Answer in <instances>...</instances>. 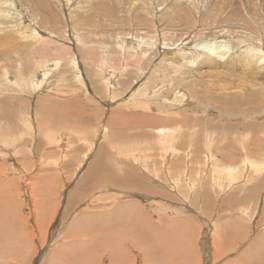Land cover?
<instances>
[{"label":"rangeland","instance_id":"374dc122","mask_svg":"<svg viewBox=\"0 0 264 264\" xmlns=\"http://www.w3.org/2000/svg\"><path fill=\"white\" fill-rule=\"evenodd\" d=\"M5 2L10 7L12 15L0 14V129L3 131L0 132V148L2 145L6 148L10 146L7 141L2 140L4 135L2 133H6L5 135L17 139L16 144L19 149L15 153L13 150L9 153L0 150V264H51L53 260L55 263L62 264L67 262L66 258L69 261L67 264H74L75 262L69 260L70 254L76 250L74 248L91 241L93 244L95 239L93 236L98 235L99 232L98 238L102 236L104 238L107 235L100 242L102 246L100 245L99 248L91 246V255L79 261L82 264H109L110 250L105 240L109 237L115 239L116 234L122 229L124 231L129 229V224H140L143 220L146 221L148 216L154 223L159 219L168 220V218L179 221L174 227V232L172 231L173 234L170 235L171 231L170 234L168 233L171 238L168 234L164 237L163 234H156L152 230L154 232L152 234L158 236L155 235L158 241H150L154 242L152 245H156L154 246L156 248L149 246L147 251L150 248L154 254L157 248L156 252L161 254L163 251L166 255L161 254L162 257H158L162 262L160 264H178L179 261H184L180 258L185 254L181 253V247L184 248L186 242L188 245L190 243L189 249L185 247L191 255L190 262L188 260L179 264L187 262H189L187 264H262L260 262L264 264V260L262 261L256 253L255 257L249 259L252 262L244 263L238 257L239 255L242 257L247 252V250L242 251L247 247L245 240L247 243L254 240V231L257 226L259 227L256 234L259 232L264 234V224H259L264 219V204L256 206L252 209L253 211L250 205L243 204L236 207L233 212H231L233 207L228 205L224 214L231 220V224L225 222L223 232L227 234L225 232L221 234V237L225 234L227 239L229 238L228 242L224 239L225 243L224 240H216L217 237L220 239L221 227L216 223L222 218L219 214L221 212L202 207L210 202V198L207 197L210 196L209 193L217 192L220 194L218 198H222L236 186H242V191L250 189V196H244L242 199H247L246 203L254 204L258 199L259 194L255 193L259 188L257 181L246 184L245 182L252 178L241 173H247L249 176L250 173H259L261 169L263 170L260 173H264V153L262 154L264 139L259 144L260 149L258 144L249 145L254 151H262L259 152L260 156H254L255 158L251 156L252 154L247 156L240 151L236 152L240 157L229 155L227 158V155L215 151L219 146L221 148L223 143L229 147L224 150L229 149L230 153L234 152V146L242 145V142L236 138V132L228 134L227 137L230 138L228 141L231 142L221 141L224 134L222 127L226 123L236 125L243 122L238 127L248 129L247 133H249L253 129L249 122L259 121L264 130V109L241 110L242 113H240L238 108H234L237 113L220 112V106L212 100L215 91L208 87L210 85L206 79L194 72L195 66L198 65H191L189 64L191 60H187V57L193 54L195 47L200 48V43L210 42L214 47V44L219 41H224L225 48H228L226 56L233 51V49L229 51L233 45L239 51L249 50L255 55L263 56L264 26L261 22H264V15L257 12L250 16L251 19L247 21L253 27L238 28L229 23L228 28L219 32L216 26L202 29L198 24L199 21L196 26H193V20H196L194 17L172 18L176 25L170 26L168 23L163 25L158 19L159 16H156L157 13L152 10L153 4L149 5L151 8L149 11L154 19L146 24V17L149 15L144 11L148 10L146 7L144 10L140 8L142 3L146 4L141 0H5ZM100 2L107 4L104 6L106 8L101 7ZM2 16H5L4 20ZM216 16L219 17V15ZM216 16H211L210 22H207H213ZM182 38H188L189 43L187 41L185 43ZM143 47L147 55L141 60ZM251 52L245 53L244 56L252 57ZM37 81L39 87L33 85ZM253 84L254 86L262 84L264 89V75L261 79H256ZM174 85L177 86L174 91L162 90L164 87L169 88ZM139 91L145 94L144 102L149 103L154 100L160 104L162 99L161 101L169 106L167 108L169 111L162 112L161 109V113H157L158 117L154 116L152 111L145 112L157 121L156 127L150 128L147 120L138 122L137 125L140 128L139 126L128 128L127 124L124 126L121 123L130 118H125L126 115H120L118 111L125 113L133 108L137 109L135 115H142V108L148 109L146 106H141L142 102L137 96ZM70 100L72 108L69 110ZM238 101L236 106L240 102H245ZM259 101L260 99L257 103ZM66 102L69 104L65 108ZM246 102L248 105L256 104L255 98H249ZM75 106L81 108L80 112ZM122 107L125 110L120 109ZM179 110H186L188 114L178 113L180 119L175 117V123L167 121L165 117L176 115V111ZM154 111L158 112L159 109L154 108ZM162 115L165 116L164 119L161 118ZM140 119L145 118H135V120ZM190 119L193 121H188ZM195 120L201 122V126L199 124L197 127L200 132H195L194 125L198 123ZM92 124H95V130L89 137L86 135V130ZM62 125L67 130L68 145L63 144V141L60 142L66 134L62 130ZM57 131L60 132L57 134L58 138ZM61 131L65 134L60 135ZM128 131H132L134 136H126ZM123 133L125 136L121 135ZM50 135L52 136L49 139ZM193 135H195L194 140ZM61 136L62 139H60ZM137 136H143L147 140L138 144L134 141ZM152 137H154L153 140ZM107 138L111 142H107ZM158 143H162V149ZM100 146H108L116 151L120 155L119 161L124 162H118L117 158L111 155L112 167L118 173H113L116 176L114 182L117 185L108 186L111 189L117 187V193L105 194L104 197L100 196V191L106 187L98 182L101 174L96 175V179L94 175L96 173H89L93 164L95 168L98 167L95 156ZM195 148L199 151L196 154ZM181 152L183 161L172 163L174 155ZM229 152L227 150V154H230ZM125 153L131 157H123ZM127 160L129 167L126 165ZM109 162H104V169L109 170ZM249 162L252 164L250 165ZM128 168L132 169H129L131 172L127 170ZM119 169L120 171H117ZM135 172L145 177L138 178L137 184L140 187L134 188V183L127 178L132 177L130 173ZM230 175L235 180L231 181ZM224 176L228 177L227 182ZM94 179L97 180L95 184ZM242 180L244 181L241 182ZM41 190L44 192L43 195ZM94 191H97V197ZM231 194L232 192L223 202L222 210L225 209L224 204L233 199L235 192H233L234 195L231 196ZM204 195L205 203L201 202V197ZM96 199L99 201L97 204L94 203ZM260 200L264 201V194H261ZM132 201L140 207L141 215L116 212L120 206ZM110 207L114 210L111 211ZM5 210H9V215L14 220L10 221L12 224L7 223L9 226H5L8 220ZM92 210H96L98 215V219L94 221L92 218H87L95 212ZM176 210L179 211L176 213ZM146 212L148 214H144ZM237 213H241L245 218L241 221L242 216L238 218ZM114 214H116L115 218ZM193 219L197 222L195 227L197 236L193 230ZM243 220H249L253 224L251 228L247 227V224H245L247 228L241 225ZM14 222L16 225L13 224ZM97 223L101 224L99 231ZM102 224L108 226L105 227ZM239 224L241 228L240 226L236 228ZM101 226L107 234L102 232ZM120 226H122L121 229L118 228ZM88 228H93L98 234H93L91 231L93 236L84 238L85 240L74 237V233L86 232ZM7 229L9 233L7 231L6 234ZM228 230L233 231L235 236L228 237ZM14 232L16 234L12 235ZM126 235L132 236L134 233L129 232ZM155 236L152 235L151 238ZM241 241L245 242L239 244ZM183 243H185L184 246H182ZM135 246L132 244L127 248L131 257L129 264H156L151 263V256H146L143 248ZM220 246L224 248L221 249ZM239 247L241 248L238 249ZM69 252L67 257L66 254ZM215 252L220 255L216 256ZM116 258L117 254H115V260ZM54 261L53 264H55Z\"/></svg>","mask_w":264,"mask_h":264},{"label":"bare ground","instance_id":"6f19581e","mask_svg":"<svg viewBox=\"0 0 264 264\" xmlns=\"http://www.w3.org/2000/svg\"><path fill=\"white\" fill-rule=\"evenodd\" d=\"M142 2H146V4H144V3H142V6H140V8H142L143 10L145 9V7H146V10H148V11H144V12H146L149 16H147L146 17V24H149V23H151L152 22V20L154 19V16H151L152 15V13H150V4H153L154 5V9H152L153 10V12L154 13H157L156 14V16L158 17V19H160V23H162L163 25L164 24H166V23H168V25H170V26H172V25H176V22L174 21V20H172V18L173 19H178V18H184V17H194L196 20H193V26H196V24H197V21H199L200 23H198V24H200L201 25V27H202V29H205V28H208V27H214V26H216L215 28H217V29H219V32L220 31H224L226 28H228L227 27V25H229V23H231V25H234L235 27H238V28H248V27H253V25L252 24H250L247 20L248 19H251L250 18V16H253V15H255L257 12H260V13H262L263 15H264V0H141ZM102 2V1H101ZM101 2H100V5H101V7H104V6H106L107 4H101ZM104 8H106V7H104ZM153 8V7H152ZM101 11V10H100ZM1 13H3V14H5V13H8V14H11L12 12H11V9H10V7L8 6V4H6V2H5V0H0V14ZM12 15V14H11ZM213 15H219V17L218 18H220L219 20H218V18H217V16H216V18H215V20L213 21V22H211V23H208V22H210V18H211V16L213 17ZM1 16V15H0ZM112 16V15H111ZM5 17V16H4ZM4 17L2 16V18H3V20H4ZM9 17V16H8ZM10 19V18H9ZM213 19V18H212ZM7 20V19H6ZM141 20H142V18H141ZM208 21V22H207ZM142 23H143V21H141ZM260 25V24H259ZM261 25L262 26H264V22H261ZM182 40L183 41H185V43H186V41H187V43H189V40H188V38H185V39H183L182 38ZM216 41H217V38L215 39ZM183 41H182V43H183ZM223 42L224 41H219V42H217V43H215L214 44V47H213V45H211V43L210 42H203V43H200V48L198 49L197 47H195L194 48V51H193V54H191V55H189L188 57H187V60L188 61H190V63L189 64H191V65H198V66H195V68H194V72L198 75V76H200V77H202V78H204V79H206L207 81H208V85H210V86H208V87H211L215 92L213 93V98H212V100L214 101L215 100V102H217V106H220V112H227V113H232V112H236L235 110H234V108H238L239 109V111L238 112H240V113H242V111L241 110H244V111H247V110H251V109H256V108H263L264 109V89L262 88V84H259L258 86H254V84H253V82H255V80L256 79H261L262 78V76L264 75V55L262 56H259V55H255V54H253V52H251V51H249V50H247V51H239V50H237L236 49V47H235V45H233V48L231 47L230 49H229V51L231 50V49H233V51L232 52H230V54L229 55H227L226 56V54L228 53V48H225V46H224V44H223ZM146 46V45H145ZM150 47V46H149ZM144 48V47H143ZM146 48H147V46H146ZM195 49H197L196 50V53H195ZM248 52H251L252 54H253V56L252 57H250V58H246L245 56H244V54L245 53H248ZM147 51L145 50V48L143 49V51H142V53H141V60H142V58H143V56H146L147 54ZM140 57H139V59H140ZM130 58V57H129ZM138 62V61H137ZM259 63V64H258ZM50 68V70H51V68H52V64H51V66L49 67ZM49 73V72H48ZM136 78V77H135ZM14 80V79H13ZM50 80V79H49ZM48 80V81H49ZM14 81H16V80H14ZM18 81V80H17ZM207 81H205L206 83H207ZM5 83H6V81H5ZM101 83V82H100ZM15 84V83H14ZM31 84H32V82H31ZM53 84V83H52ZM7 85V84H6ZM33 85H38V81H37V83H34ZM10 86V85H9ZM99 86H101V85H99ZM115 86H116V83H115ZM7 87H8V85H7ZM12 87V86H11ZM10 87V88H11ZM18 87V86H17ZM37 87H39V85L37 86ZM159 87V86H158ZM176 85H174L173 87H169V88H162V90L163 91H165L166 89H168L169 91H174V90H176ZM206 87V86H205ZM160 88V87H159ZM104 89V88H103ZM98 90V89H97ZM213 92V91H212ZM211 92V93H212ZM162 94V93H161ZM255 94V95H254ZM179 95V94H178ZM211 95V94H210ZM138 97H140L139 99H140V102H142L141 103V106H146V107H148V109H145L144 110V108H142L143 109V114L142 115H135L136 114V111H137V107L135 108L136 110H134L133 108H132V110H128L127 112H122V111H118V113L120 114V115H126V117L125 118H130V119H128L127 121H123V122H121V123H123V125L125 126L126 124L129 126L128 128H131V127H133V128H135V127H137V126H139V125H137L138 124V122H145L146 120H147V122H148V126H150V128L151 127H156V124H155V122H157L156 120H154V118H153V116L152 115H147L145 112H150V111H152L153 113H154V116H157L158 117V114L157 113H161V109H162V112H167V111H169V110H167V108H169V106H167V104H165V103H163L161 100L162 99H160V104L159 103H157L156 101H152V102H149V103H147V102H144V97H145V94H144V92H141V91H139V93H138V95H137ZM182 97V96H181ZM168 97H166V99H167ZM236 98H238V99H236ZM249 99V98H255V101H256V104H254V105H248V103L246 102V100L247 99ZM116 99V98H115ZM138 99V100H139ZM164 99V98H163ZM246 99V100H245ZM258 99H260V101L257 103V101H258ZM68 100V99H67ZM75 100V99H74ZM135 100V99H134ZM168 100V99H167ZM245 101V102H240V104H237V106H236V103H237V101ZM117 101V100H116ZM197 101V100H196ZM199 101V100H198ZM197 101V102H198ZM227 101V102H226ZM238 101V102H239ZM68 102V101H67ZM65 103L64 104V106H65V108L67 107V105L70 103V105H68V107H69V110L72 108V106H71V100H70V102L69 103ZM75 102H77V101H75ZM73 103V102H72ZM170 103V102H169ZM180 103H182V102H180ZM79 104V103H78ZM233 104V105H232ZM73 105V104H72ZM81 106V105H80ZM120 106V105H119ZM183 106V105H182ZM76 107V106H75ZM79 107V106H78ZM78 107H76V108H78ZM121 107V106H120ZM154 108H158L159 109V111L157 112V111H154ZM243 108H245V109H243ZM75 109V108H74ZM79 109H81V108H78V111L80 112V110ZM120 109H122V110H125L123 107L122 108H120ZM140 109V108H139ZM180 109V108H179ZM82 111V110H81ZM186 110H183V111H181V110H179V111H176V115H170L168 118L167 117H165V116H163L162 115V117L161 118H163L164 119V117L167 119V121L169 120V122H171V123H175V117H177V118H179L180 119V115H178V113L179 114H188V112H185ZM71 112H72V110H71ZM75 112V111H74ZM78 112V113H79ZM237 113V112H236ZM82 115V114H81ZM157 117H156V119H157ZM223 117V116H222ZM135 118H145V119H140V120H135ZM221 118V117H220ZM224 119V118H223ZM227 119V118H226ZM229 119H230V117H229ZM251 119V118H250ZM193 121V119H190V120H188V121ZM228 120V119H227ZM240 120V119H239ZM253 120H255V119H253ZM195 121H197L198 123H196L195 125H194V129L196 128V130H195V132H200L198 129H197V127H199V124L201 123L199 120H195ZM230 122H231V120H230ZM233 122V121H232ZM244 122H246V121H244ZM121 123H119V124H121ZM222 123V122H221ZM235 123V122H234ZM241 123H243V122H240V123H238V124H232V123H226L225 125H223V133L224 134H222L223 136H222V139H221V141H228L230 138H228L227 136H228V134L229 133H233V132H236L237 133V139L238 140H240L241 142H242V145L240 146V147H237V145L236 146H234V148H233V150H234V152L232 153H230L229 152V149H227L228 150V152L230 153V154H227V150H224V148H226V147H228V145L226 146L224 143H223V145H222V147L220 148V146L216 149V153H218V152H221V153H223L222 155H227V158H228V156L229 155H231L232 157H240V155H238L236 152H238V151H240L241 153L242 152H244V154L245 155H251V156H260V154L261 153H259V152H262V151H259L258 152V148L257 149H255V150H257V151H254V150H252V148H250L249 147V145H257L258 144V146H259V149H260V143L262 142V139H264L263 137H264V130H263V127H262V124L259 122V121H254V122H249L250 123V125H252L253 126V129H252V131L251 132H249V133H247V130H244V129H240L238 126L241 124ZM29 124H30V122H29ZM261 124V125H260ZM28 125V124H27ZM200 126H201V124H200ZM48 128H51V127H48ZM74 128V127H73ZM76 128V127H75ZM139 128H140V126H139ZM172 128V127H171ZM174 128V127H173ZM172 128V129H173ZM177 128V127H176ZM180 128H182V127H180ZM232 128V129H231ZM47 129V128H46ZM156 129H158V128H156ZM190 129V128H189ZM236 129V130H235ZM129 130V129H128ZM131 130V129H130ZM163 130V129H162ZM167 130V129H166ZM164 131V130H163ZM0 132H3L1 129H0ZM62 132V131H61ZM65 132V131H64ZM90 132V131H89ZM46 133V132H45ZM50 133H51V131H50ZM58 133H60V132H58L57 131V133H56V136H57V134ZM161 133H162V131H161ZM166 133V132H165ZM174 133V132H173ZM4 134V135H3ZM6 133H2V140L4 141V142H8L9 144H10V146L8 147V148H6V147H4V145H2L1 146V148H0V150L1 151H6V152H12L11 150H13L14 151V153H15V151H17V149H19V148H17V144H16V142H17V139L15 138V137H11V136H9V135H5ZM63 134H65V133H63L62 132V134H60V135H63ZM136 134V133H135ZM138 134V133H137ZM169 134V133H168ZM176 134H177V132H176ZM194 134V133H193ZM44 135H46V134H44ZM47 135H49V133H47ZM46 135V136H47ZM54 135V134H53ZM122 135V134H121ZM128 135L129 136H131V137H133L134 136V134L132 133V131H129L128 132ZM160 135V134H159ZM189 135V134H188ZM200 135V134H199ZM52 135H50L49 136V139H50V137H51ZM55 136V135H54ZM59 136V135H58ZM58 136H57V138H58ZM9 137V138H8ZM48 137V136H47ZM64 137H65V135H64ZM164 137V136H163ZM176 137V136H175ZM193 137V140L195 139V135H193L192 136ZM199 137V136H198ZM45 138V137H44ZM56 138V137H55ZM68 138V137H67ZM48 139V138H47ZM60 139H62V136L60 137ZM154 139V137H152V140ZM169 139V138H168ZM56 140H59V139H56ZM55 140V141H56ZM147 140V138H144L143 136L142 137H138L137 136V138L134 140L136 143H138V144H141L143 141H146ZM163 140V139H162ZM172 140L175 142V139L174 138H172ZM179 140V139H178ZM54 141V140H53ZM81 141V140H80ZM123 141H124V139H123ZM128 141V140H127ZM164 141H166L165 139H164ZM179 141H181V140H179ZM197 141H199V140H197ZM202 141H203V139H202ZM264 141V140H263ZM57 142V141H56ZM60 142H61V140H60ZM130 142V141H129ZM132 142V141H131ZM185 142V141H184ZM228 142H231V141H228ZM50 143H52V142H50ZM55 143V142H54ZM114 143L116 144V142L114 141ZM154 143V142H153ZM199 143V142H198ZM206 143V142H205ZM61 144V143H60ZM168 144V143H167ZM185 144H186V142H185ZM43 145V144H42ZM61 145H63V144H61ZM118 145H119V143H118ZM121 145H123L122 144V142H121ZM156 145V144H155ZM176 145V144H175ZM207 145H210V144H207ZM126 146V144L124 145V148H125V150H126V148L127 147H125ZM128 146H129V144H128ZM141 146V145H140ZM158 146H160V148L162 149V143H158ZM165 146V145H164ZM257 146V147H258ZM263 146V145H262ZM19 147V146H18ZM22 147V146H21ZM102 147V146H101ZM104 147V146H103ZM102 147V149L104 150V148ZM107 147V146H106ZM138 147V146H137ZM153 147V146H152ZM171 147V146H170ZM185 147V146H184ZM191 147H193V145L191 146ZM31 148V147H30ZM64 148V147H63ZM121 148V147H120ZM140 148V147H139ZM142 148V147H141ZM164 149H166V147H163ZM169 148V147H168ZM229 148V147H228ZM23 149V148H22ZM117 149V148H116ZM129 149V148H128ZM136 149V148H135ZM138 149V148H137ZM157 149V148H156ZM208 149V148H207ZM50 150V149H49ZM178 150V149H177ZM187 150V149H186ZM189 150V149H188ZM20 151V150H19ZM23 151H24V149H23ZM106 151V150H105ZM129 151V150H128ZM145 151V150H144ZM166 151V150H165ZM171 151H173V150H171ZM182 151V150H181ZM190 151V150H189ZM195 154H196V152L198 151V148H195ZM120 152V151H119ZM125 152H127V151H125ZM134 152V151H133ZM179 152V151H178ZM199 152V151H198ZM103 153V152H102ZM101 153V154H102ZM122 153V152H121ZM163 153V152H162ZM187 152H185V154H186ZM264 152H262V154H263ZM68 154V153H67ZM70 154V153H69ZM100 154V155H101ZM104 154V153H103ZM138 154V153H137ZM184 154V155H185ZM243 154V155H244ZM118 155V154H117ZM125 157H128L129 155L127 154V153H125ZM132 155V154H131ZM143 155V154H142ZM147 155V154H146ZM172 155V154H171ZM187 155V154H186ZM209 155V154H208ZM123 156V155H122ZM137 156V155H136ZM167 156V155H166ZM211 156V155H210ZM129 157H131V156H129ZM133 157V156H132ZM139 157H140V155H139ZM172 157V156H171ZM246 157V156H245ZM41 158V157H40ZM99 158V157H98ZM134 158V157H133ZM145 158V157H144ZM170 158V157H169ZM193 158V157H192ZM208 158V157H207ZM212 158H214V157H212ZM255 158V157H254ZM131 159V158H130ZM135 159H137L136 157H135ZM140 159V158H139ZM173 159V161H172V163L173 162H179V161H183V153L181 152V153H177L176 155H174V157L172 158ZM57 160H59V159H57ZM228 160V159H227ZM50 161V160H49ZM52 161H54V160H52ZM121 161V160H120ZM228 161H230V160H228ZM252 161V160H251ZM44 162V161H43ZM55 163H56V161H54ZM59 162V161H58ZM106 162V161H105ZM119 162V161H118ZM130 163H131V161H129ZM145 162V161H144ZM231 162H233V160L231 161ZM248 162V161H247ZM247 162H246V164H247ZM49 163H53V162H49ZM65 163V162H64ZM127 163V162H126ZM207 163V162H206ZM54 164V163H53ZM129 163H127L126 165H128ZM152 164V163H151ZM178 164V163H177ZM183 164V163H182ZM188 164V163H187ZM245 164V165H246ZM249 164L251 165L252 164V162L250 163L249 162ZM108 165V164H107ZM106 165V166H107ZM180 165H181V163H180ZM179 165V166H180ZM115 166V165H114ZM119 166H121V165H119ZM153 166H155V165H153ZM167 166V165H166ZM176 166H178V165H176ZM181 166H183V165H181ZM185 166H186V161H185ZM209 166V165H208ZM258 166V165H257ZM51 167V166H50ZM124 167V166H123ZM128 167H129V165H128ZM170 167H171V165H170ZM247 167V166H246ZM259 167V166H258ZM69 168H70V166H69ZM149 168V167H148ZM167 168V167H166ZM165 168V169H166ZM174 168H175V166H174ZM221 168V167H220ZM50 169V168H49ZM110 169V168H109ZM121 169H122V167H121ZM125 169V168H124ZM132 170L131 168H128L127 170L128 171H130V170ZM168 169V168H167ZM172 169V168H171ZM179 169V168H178ZM182 169H184L183 167H182ZM192 169V168H191ZM212 169V168H211ZM238 169V168H237ZM254 169V168H253ZM42 170H43V168H42ZM127 170H124V171H127ZM150 170V169H149ZM189 170V169H188ZM230 170V169H229ZM228 170V171H229ZM258 170V169H257ZM43 171H45V170H43ZM117 171H120V169L119 170H117ZM134 171H136V169L134 170ZM175 171V170H174ZM181 172H182V170H180ZM186 172H187V169L185 170ZM211 171V170H210ZM212 171H215V170H213L212 169ZM233 171V170H232ZM237 171V170H236ZM131 172V171H130ZM191 172V171H190ZM193 172V171H192ZM229 172H231V171H229ZM228 172V173H229ZM234 172V171H233ZM38 173V172H37ZM68 173H70L69 171H68ZM127 173H129V172H127ZM153 173V172H152ZM109 173H107V174H101L100 175V178L98 177V182H99V184L100 185H105V186H108V185H117L116 184V182H114L115 180L114 179H116L115 177V175H113V173H110L109 175H108ZM118 174V173H117ZM131 174V176L132 177H129L128 176V181H132L133 183H134V188L135 187H140L138 184H137V179L139 178H143L144 179V175H142V174H140V173H130ZM202 174V173H201ZM41 175V174H40ZM120 175V174H119ZM126 175H128V174H126ZM222 175V174H221ZM236 175V174H235ZM41 176H43V175H41ZM262 176V175H261ZM96 177V176H95ZM122 177V176H121ZM181 177V176H180ZM184 178V177H183ZM229 178H232L231 177V175L229 176ZM236 178V177H235ZM259 178V177H258ZM96 179H97V177H96ZM180 179V178H179ZM233 179L234 178H232V180L231 181H233ZM87 180V179H86ZM172 180H174V179H172ZM183 180V179H182ZM186 180V179H185ZM189 180V179H188ZM235 180V179H234ZM238 180H239V178H238ZM88 181V180H87ZM194 180H192V182H193ZM198 181V180H197ZM217 181V180H216ZM230 181V182H231ZM237 181V180H236ZM244 180H242L241 182H243ZM42 182V181H41ZM83 182H85V181H83ZM89 182V181H88ZM189 182V181H188ZM195 182V181H194ZM200 182V181H199ZM227 182V181H226ZM229 182V183H230ZM240 182V183H241ZM191 183V182H190ZM189 183V184H190ZM217 183H219V182H217ZM222 183H223V181H222ZM232 183V182H231ZM233 184V183H232ZM231 184V185H232ZM234 184H236L235 183V181H234ZM195 185V184H194ZM243 185V184H242ZM78 186H80V185H78ZM204 186V185H203ZM39 187V186H38ZM37 187V188H38ZM41 187V186H40ZM44 186H42V188H43ZM190 187V186H189ZM191 187H192V185H191ZM223 187H224V184H223ZM242 187V186H241ZM258 187V186H257ZM109 188V187H108ZM117 188V187H116ZM131 188V187H130ZM228 188V187H227ZM124 189V188H123ZM197 189V188H196ZM203 189V188H202ZM209 189V188H208ZM227 190H229V189H227ZM38 192H39V190H38ZM142 192H144V191H142ZM226 192V191H225ZM41 193H42V195H43V193L44 192H42V190H41ZM130 193V192H129ZM194 193V192H193ZM244 193H246L244 196L245 197H249L250 196V189L249 190H247V191H245ZM252 193V192H251ZM121 194V193H120ZM132 194V193H131ZM232 194H233V192H232ZM232 194H231V196H232ZM255 194V193H254ZM127 195V194H126ZM125 195V196H126ZM234 195V194H233ZM129 196V195H128ZM255 198V197H254ZM246 200V199H245ZM251 200V199H250ZM263 200V199H262ZM196 201V200H195ZM175 202V201H174ZM42 203V202H41ZM158 203V202H157ZM69 204V203H68ZM223 204V203H222ZM249 204H250V202H249ZM158 206V205H157ZM156 206V207H157ZM159 207V206H158ZM14 208V207H13ZM209 208V207H208ZM157 209V208H156ZM164 209V208H163ZM165 209H167V208H165ZM242 209V208H241ZM244 209V208H243ZM250 209V208H249ZM248 209V210H249ZM160 210V209H159ZM240 209H238V211H239ZM251 210H252V208H251ZM12 211H13V209H12ZM37 211V210H36ZM92 211H95L94 213H92L91 215H89V216H87V218H92L93 219V221L95 220V219H98V215H97V211L96 210H92ZM122 212V213H125V214H128V215H134V214H140L141 215V211H140V207L137 205V203L136 202H130L129 204H125V205H122V206H120V208L119 209H117L116 210V212ZM156 211H158V210H156ZM161 211V210H160ZM167 211V210H166ZM179 210H176V213L178 212ZM243 211V210H242ZM246 211V210H245ZM253 211V210H252ZM5 212H6V215H7V218H8V220H7V222L5 223V226H9V224H7V223H10V221L12 220V218L10 217V215H9V210H5ZM14 212V211H13ZM39 212V211H38ZM162 212V211H161ZM169 212V211H168ZM181 212V211H180ZM205 212V211H204ZM221 212V211H220ZM257 212V211H256ZM42 213V212H41ZM165 213V212H164ZM206 213H208V212H206ZM243 213V212H242ZM246 212H244L243 214H245ZM253 213H255V212H253ZM260 213V212H259ZM37 214V213H36ZM43 214V213H42ZM144 214H148V212H146V213H144ZM165 214H167V213H165ZM169 214V213H168ZM175 214V213H174ZM238 214V213H237ZM236 214V216L238 217L239 215H237ZM255 214H257V213H255ZM261 214V213H260ZM41 215V214H40ZM39 215V216H40ZM43 215H45V214H43ZM166 217H167V215H165ZM235 216V217H236ZM244 216V215H243ZM255 216V215H254ZM169 217V216H168ZM219 217H220V215H219ZM227 217V216H226ZM253 217V216H252ZM162 218H164V217H162ZM161 218V219H162ZM239 218V217H238ZM242 218L244 219L245 217H241V220H242ZM249 218H250V216H249ZM248 218V219H249ZM254 218V217H253ZM187 219V218H186ZM214 219V218H213ZM212 219V220H213ZM217 219V218H216ZM219 219V218H218ZM254 219H256V218H254ZM41 220V219H40ZM143 220V219H142ZM167 220V219H166ZM165 219L164 220H158V221H156L155 223H154V221L148 216L147 217V219H146V221H144L143 220V222L142 223H140V224H137V225H135V224H133V225H131V224H129L128 225V227H129V229L128 230H121L119 233H117L116 235V238L114 239V238H111V237H109V238H107L106 240H105V243L106 244H108V247H109V250H110V259H109V264H129V258H131L130 257V252L129 251H127V248L129 247V245H132V244H134V245H136L138 248H143V252H144V254L146 255V256H151V263H156V264H160V263H162L161 261H160V259L158 258L159 256H161L162 257V255L161 254H164L163 253V251H161V254H160V252L158 253V252H156V251H158V248H157V250L155 251V254L156 253H158V254H160V255H155L154 253H152V248H150L149 249V251H147V249H148V247L149 246H152L153 248H156V247H154V246H156V245H152L154 242H156V241H158V240H156V239H158V238H156V234H159V235H161V234H163V236L165 237L170 231L172 232L173 230H174V227L178 224V222L175 220V219H171V218H168V220L166 221ZM174 221L175 220V225H170V222L171 221ZM264 220V219H263ZM14 220H12V222H13ZM223 221V220H222ZM246 221H248V220H246ZM17 222V221H16ZM213 222H216V221H214L213 220ZM225 222H226V224H231V220H229V218L227 217L224 221H223V224H225ZM243 222H244V220H243ZM261 222V221H260ZM259 222V223H260ZM264 222V221H263ZM190 223V222H189ZM10 224H12V223H10ZM13 224H15V222L13 223ZM181 224H183V223H181ZM214 224V223H213ZM257 224V223H256ZM264 224V223H263ZM16 225V224H15ZM15 225H14V227H15ZM100 225L101 224H99V223H97L96 224V226L98 227L97 228V230L99 231L100 230ZM102 225H104L105 227H107L108 225L107 224H102ZM241 225H242V223H241ZM243 225H245V224H243ZM253 225V224H252ZM258 225V224H257ZM256 225V226H257ZM13 226V225H12ZM11 226V227H12ZM247 225H245V227H246ZM13 227V230L16 228H14ZM178 227V226H177ZM218 227V226H217ZM244 227V228H245ZM247 227H249V226H247ZM246 227V228H247ZM258 227L259 226H257V228H256V230L258 229ZM8 228V227H7ZM118 228H122V226H120V227H118ZM125 228H126V226H125ZM236 228H238V226L236 227ZM240 228H241V226H240ZM239 228V229H240ZM5 229V228H4ZM8 229H10V227L8 228ZM5 230V233L7 232V233H9V230ZM178 229V228H177ZM189 229V228H188ZM229 229H230V227H229ZM249 229V228H248ZM101 230H102V232H104V233H106L107 231L105 230V229H103V227L101 226ZM149 230V231H148ZM152 230L153 231H155V235L154 234H152V233H154V232H152ZM180 230V229H179ZM246 230V229H245ZM255 230V231H256ZM264 230V229H263ZM11 231V230H10ZM93 232V234L94 233H96V231H94L93 230V228L92 229H90V228H88L87 230H86V232L85 231H83V232H78L77 234L76 233H74L73 235H74V237H76V238H79V240H85V239H87V238H89V237H91V236H93V235H91L92 234V232ZM252 231V230H251ZM258 231V230H257ZM261 231H262V228H261ZM13 232V231H12ZM11 232V233H12ZM70 232H72V231H70ZM129 232H132V233H134V235H132V236H130V235H126V234H128ZM170 232V233H171ZM174 232V231H173ZM173 232L170 234V235H172L173 234ZM225 232V231H224ZM223 232V233H224ZM228 233H229V235H228V237H234L235 236V234H233V231H230V230H228L227 231ZM264 232V231H263ZM6 233V234H7ZM10 233V234H11ZM235 233V232H234ZM251 233V232H250ZM249 233V234H250ZM14 234H16L15 232L12 234V235H14ZM96 234H98V232L96 233ZM99 234H100V232H99ZM95 235V236H93V237H95V239H94V241H93V244H92V241L90 242V243H88V244H85V245H79V246H77L76 248H74V249H76L75 251H73V253H71L70 254V252L69 253H67L66 255H67V257H68V254H70V256H69V260H71L74 264H82L81 263V261H79L81 258H85V257H89L90 255H91V253H92V251H91V246H96L97 248H99V246L101 245V243L100 242H102L105 238H106V236L103 238V236L101 237V238H98L100 235ZM107 234V233H106ZM168 234V236H170ZM225 234H227L226 232H225ZM225 234H224V237H221V234L219 233V235H220V239L218 238H216V240H221V241H223L224 239H226L227 240V242L229 241V238L227 239V237L225 236ZM152 235L153 236H155V238H151L152 237ZM218 235V236H219ZM3 236H5V235H3ZM174 236V235H173ZM213 236V235H212ZM240 236V235H239ZM158 237V236H157ZM258 237H260V238H258ZM85 238V239H84ZM170 238H171V236H170ZM240 238V237H239ZM261 238H262V240H261ZM166 239V238H165ZM254 239V238H253ZM153 240H155L154 242H150V241H153ZM160 240V239H159ZM190 240V239H189ZM252 240V239H251ZM250 240V241H251ZM183 242V241H182ZM190 242H191V244H193L192 243V241L190 240ZM194 242V241H193ZM226 241L224 240V243H225ZM249 243V247H252V248H250V250H252V252H254V253H256L257 255H259V257L262 259V261L264 260V234L263 233H261V232H259L258 234H256V238L253 240V241H251V243L250 242H248ZM159 244V243H158ZM161 244V243H160ZM177 244H178V242H177ZM184 244L185 243H183V245L182 246H184ZM186 244H187V242H186ZM186 244H185V246H184V248L183 247H181L180 245H181V243H180V247L182 248L181 249V251H179V252H181V253H185V254H183V256H181L180 258L182 259V260H184V261H179V262H185V261H188L189 260V262H190V254L188 253V250L187 249H189L190 247H189V245H190V243H189V245L188 246H186ZM219 244V243H218ZM227 244V243H226ZM165 245V244H164ZM168 245V244H167ZM221 245V244H220ZM225 245V244H224ZM251 245V246H250ZM102 246V245H101ZM135 246V247H136ZM193 246V245H192ZM19 247V246H18ZM166 247V246H165ZM172 247H174V245L172 246ZM185 247H187V249L185 248ZM189 247V248H188ZM160 248V247H159ZM169 248V250H170V246L168 247ZM218 248V247H217ZM216 248V249H217ZM220 248H221V246H220ZM222 248H224V247H222ZM221 248V249H222ZM162 249V248H161ZM167 249V248H166ZM172 249V248H171ZM174 249H175V252H176V248L174 247ZM244 249V248H243ZM246 249H248V248H246ZM140 250V249H139ZM160 250V249H159ZM173 250V249H172ZM214 250V249H213ZM249 250V249H248ZM247 250V251H248ZM171 251V250H170ZM190 251V250H189ZM197 251V250H196ZM199 251V250H198ZM216 252L218 251V250H215ZM142 252V253H143ZM166 252V251H165ZM175 252H174V254H175ZM215 252V253H216ZM219 252V251H218ZM246 252V251H245ZM149 253V254H148ZM169 253V252H168ZM172 253V252H171ZM170 253V254H171ZM191 253V252H190ZM220 253H221V251H220ZM220 253L219 254H215L216 256H218V255H220ZM115 254H117V258H116V260H115ZM164 255H166V254H164ZM168 255V257H170L169 256V254H167ZM178 255V254H177ZM222 255V254H221ZM247 255H248V253H247ZM65 256V255H64ZM64 256H62V259L64 260ZM133 256V255H132ZM172 256V255H171ZM59 257H60V255H59ZM166 257V256H165ZM165 257H163V259L165 258ZM174 257V256H173ZM197 257H198V255H197ZM200 257V256H199ZM147 257H145V259H146ZM219 258V257H218ZM62 259H61V261H62ZM167 259V258H166ZM59 261H60V258L58 259ZM162 260V259H161ZM199 260V259H198ZM240 260V259H239ZM54 261V260H53ZM53 261H52V263L51 264H53ZM66 261L67 262H69L68 260H67V258H66ZM70 261V262H71ZM165 261H167V260H165ZM51 262V261H50ZM67 262H62V264L63 263H65V264H67ZM71 262V263H72ZM144 262V261H143ZM150 262V261H149ZM167 262H169V261H167ZM179 262H178V264H179ZM189 262H187V263H189ZM247 262V261H246ZM54 263H55V261H54ZM147 263V262H146ZM187 263H185V264H187ZM199 263V262H198ZM241 263V262H240ZM260 263H262L263 264V262H260ZM55 264H58V263H55ZM184 264V263H183ZM225 264H227V263H225ZM242 264V263H241Z\"/></svg>","mask_w":264,"mask_h":264},{"label":"crops","instance_id":"0c3cea01","mask_svg":"<svg viewBox=\"0 0 264 264\" xmlns=\"http://www.w3.org/2000/svg\"><path fill=\"white\" fill-rule=\"evenodd\" d=\"M90 122H92V121H90ZM108 122H110L109 120H108ZM77 123V122H76ZM62 130L63 131H65V137L61 140V141H63V144H65V145H68L67 144V142H68V139L66 138V136H67V130L66 129H64V126L62 125ZM94 130H95V124H92L87 130H86V135L87 136H92L93 135V133H94ZM90 131V132H89ZM129 132V131H128ZM128 132L125 134L126 136L128 135ZM124 135V133L122 134V136H125ZM82 136H80V138H81ZM107 142H111V140H108V138H107ZM55 145H58V144H55ZM55 145H53V146H55ZM53 146H51V147H53ZM103 147V146H102ZM102 147L100 146V148H99V151H98V154H97V156H95L96 158H97V162H98V167L97 168H95V166H94V164L92 165V167H91V169H90V172L89 173H96V174H94L95 176L96 175H100V174H106V173H117L116 172V169L114 168V167H112V157H111V155H113L114 156V158L116 159L117 158V161H119V157H120V155H119V153H117L116 151H113L112 149H110L108 146L106 147V146H104L103 148H104V150L102 149ZM52 149V148H51ZM106 150V151H105ZM104 154H103V153ZM113 152V154H111ZM102 153V154H101ZM101 154V155H100ZM118 154V155H117ZM126 155H124L123 157H125ZM99 157V158H98ZM125 158H128V157H125ZM105 160L107 161V162H109V170H107V169H104V167H103V165H104V162H105ZM129 160V159H128ZM128 160L126 161V162H128ZM119 162H121V161H119ZM121 163H124V162H121ZM102 166V167H101ZM261 169V168H260ZM262 170L263 169H261V171L260 172H262ZM250 173V175L248 176V174L247 173H241V175H245L246 177H251L252 178V180H247L245 183L246 184H253V182L254 181H257V184H258V186H259V188L257 189V191L255 192V193H258L259 195H258V199L255 201V203L254 204H249V203H246V201H247V199L246 200H242L243 199V197H244V195H243V193L245 192V191H242V188L241 187H235V188H232V189H230L227 193H226V195L224 196V197H222V198H218L219 197V193H212V194H210L209 193V195L210 196H207V197H209L210 198V202L209 203H207V204H205L204 206H202L203 207V209L204 208H206V209H212V211L214 210V211H218V213L222 210V203L224 202V201H226L227 200V198H228V195L231 193V192H235V195L233 196V199H231L230 201H227L225 204H224V207H225V209H223L222 211H221V213H219L221 216H222V218H220L219 220H220V222H217L216 223V225H219L220 227H221V230H219V232H220V234H222L223 233V221L227 218L225 215L226 214H224V212L227 210V206L228 205H230L231 207H233L232 209H231V212H233V210L236 208V207H238V206H240V205H243V204H248V205H250L251 207H252V209H254L256 206H263V204H264V201H261L260 199H261V194H264V190H263V188H264V181H263V179H264V173ZM239 174V173H238ZM226 175H228L227 173H226ZM262 175V176H261ZM259 177V178H258ZM100 178V177H99ZM82 179V178H81ZM228 179V177H225L224 176V180L226 181ZM97 182V180L96 179H94V181H93V183L95 184ZM79 183H80V180H79ZM106 188H104V190H102V191H100L101 192V194H100V196H102V197H104L105 196V194H116L117 193V189L116 188H113V189H111V188H108L109 186H105ZM213 189V188H212ZM262 191H261V190ZM214 190V189H213ZM95 192V197H97L98 196V194H97V191H94ZM260 192H261V194H260ZM205 196V195H204ZM204 196H202L201 197V202L202 201H204V203H205V201H206V196L204 197ZM200 199V198H199ZM99 201H97V199L95 200V202L94 203H98ZM203 203V204H204ZM213 204H216L215 206H213ZM209 207V208H208ZM111 208V211H113L114 209L112 208V207H110ZM258 210H263V208H258ZM231 213H229V215H230ZM232 214H234V213H232ZM115 215L116 214H114V218H115ZM238 215L239 216H242V217H244L241 213H238ZM260 219V218H259ZM259 219H257V221L259 220ZM223 220V221H222ZM242 221V220H241ZM264 221V220H263ZM263 221L261 222V223H259V224H263ZM175 223V221H171L170 222V225H175L174 224ZM257 223V222H256ZM242 224H247L250 228H251V223H250V221L248 220V221H246V220H244V222L242 223ZM258 224V225H259ZM236 226H240V224L239 225H236ZM195 227H197V222H196V220L195 219H193V230H194V233H195ZM263 227V225L262 226H260V228H262ZM244 228V227H243ZM255 232V234H254V239L256 238V232L257 231H254ZM195 235L197 236V233H195ZM249 236H250V234H249ZM249 236H247V237H249ZM246 241V242H245ZM244 242H245V244H247V247L246 248H248V249H243L242 251H245V250H248L246 253H244V255L241 257L240 255L238 256V257H240V259H242V261L244 262V263H247V262H252L251 260H249L250 258H253V257H255V253L254 252H252V250H250V247L248 246L249 245V243H247V240H245ZM244 242H240L239 244H242V243H244ZM241 247H239L238 249H240ZM247 253H248V255H247ZM252 255H254V256H252ZM11 258H14V257H12L11 256ZM239 260V259H238ZM247 261V262H246Z\"/></svg>","mask_w":264,"mask_h":264}]
</instances>
